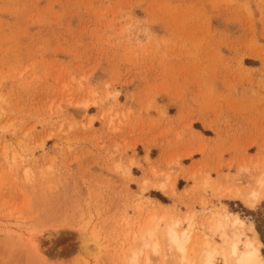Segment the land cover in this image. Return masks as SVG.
<instances>
[{
	"label": "rangeland",
	"instance_id": "rangeland-1",
	"mask_svg": "<svg viewBox=\"0 0 264 264\" xmlns=\"http://www.w3.org/2000/svg\"><path fill=\"white\" fill-rule=\"evenodd\" d=\"M260 173L264 0H0V264H125L164 212L213 246L236 213L264 257L232 197Z\"/></svg>",
	"mask_w": 264,
	"mask_h": 264
},
{
	"label": "bare ground",
	"instance_id": "bare-ground-1",
	"mask_svg": "<svg viewBox=\"0 0 264 264\" xmlns=\"http://www.w3.org/2000/svg\"><path fill=\"white\" fill-rule=\"evenodd\" d=\"M199 146H197V151H201L199 148H203ZM243 175L244 174L238 175V181L240 182V178L243 179L245 183H250L251 188L248 190L246 187L248 191L238 190L232 197L241 200V202L252 209L260 200L264 199V173ZM170 178L167 177L165 181H162L159 185L155 184L153 187L157 190L159 189L163 193L170 189H175L176 183L171 185ZM171 192L173 191L171 190ZM164 214L165 212L163 215L153 214V217L148 216L150 219H145L148 221L147 224L145 227L142 224L144 228L138 230L140 231L137 232L138 235H136L137 233L135 234V241L138 242L140 248L130 250V257H128L129 259L127 258L129 262L125 264H140L142 260L144 264H160L155 263L151 259V255L159 257L163 264H195V260H199V264H215L218 255L222 256L224 264H264V257L261 253L262 242L254 232L252 226L247 225L238 214L226 212L221 215V217H218L214 224L212 222V230H214L215 233H219L222 239L221 244L214 246L206 239L202 241V243H200L201 241L198 243L193 242V229L196 224L195 214L193 212L188 216L186 215L187 217H183V220L175 219L174 217L173 220L169 221L166 220ZM170 216H168V218ZM165 220L164 226H161V223ZM183 221H186L188 226L185 229L179 230V225ZM228 228L233 230L231 234ZM247 230H250L253 236H248L246 234ZM92 234L90 235L92 236ZM96 237L95 235L90 238L85 232L81 231L79 238L83 249L86 251L90 250L89 245L91 242L92 244L96 243L98 238ZM195 249L198 250V252H196Z\"/></svg>",
	"mask_w": 264,
	"mask_h": 264
}]
</instances>
